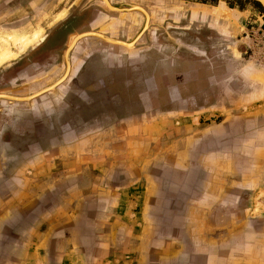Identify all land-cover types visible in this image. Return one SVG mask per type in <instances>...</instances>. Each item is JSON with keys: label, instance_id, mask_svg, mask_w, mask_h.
<instances>
[{"label": "crops", "instance_id": "crops-1", "mask_svg": "<svg viewBox=\"0 0 264 264\" xmlns=\"http://www.w3.org/2000/svg\"><path fill=\"white\" fill-rule=\"evenodd\" d=\"M7 4L2 31L12 22ZM238 4L233 15L244 16L246 8ZM40 5L41 0H30L25 11ZM72 6L88 10L90 19L68 32L65 42L89 30L130 41L144 23L139 12H109L101 0H76ZM29 20L24 16L21 26ZM243 32L239 40L232 33L222 37L214 27L196 29L176 49L166 37L151 38L147 31L143 42L156 49L163 42L164 52L173 46L167 63L172 65L176 54L180 78L194 88L186 91L180 83L179 111L195 113L198 124L203 121L200 126L176 121L181 136L163 137L160 151L151 135L146 141L139 136L142 130L155 134L158 127L137 117L138 108L108 122L101 112L93 120L72 118L60 130L61 141L54 140L47 151L35 138L21 136L22 130L16 134L22 146L8 133L20 111L62 109L58 99L77 80L82 102L106 109L97 94H88L87 88L97 84L106 102L116 103L113 86L119 76L107 71L106 56L118 49H103L108 42L97 37L82 39L72 51L79 52L78 68L92 55L99 57L91 65L86 62L80 77L84 83L78 76L72 82L77 75L71 77L73 65L69 77L52 90L29 100L0 98V264H264V57L249 52L253 47ZM142 38L120 52L138 56ZM43 42L35 46L40 57L30 62L19 58L17 67L0 72V93L26 96L57 79L50 80L45 69L60 56L55 52L61 46L43 52ZM162 122L171 130V120ZM192 126L193 133L188 131ZM173 141L177 146L171 147ZM158 159L168 167L156 168ZM175 165L185 178L193 174L194 188L180 189L187 199L179 200L178 212L157 215L151 210L159 189L156 171ZM138 206L141 210L132 212Z\"/></svg>", "mask_w": 264, "mask_h": 264}, {"label": "rangeland", "instance_id": "rangeland-1", "mask_svg": "<svg viewBox=\"0 0 264 264\" xmlns=\"http://www.w3.org/2000/svg\"><path fill=\"white\" fill-rule=\"evenodd\" d=\"M29 1L30 0H0V26L4 24L2 9H8V2H10V15L12 17V22L8 24L11 27L5 29L4 31L0 29V53H2L4 49L7 51V53L3 51V53H6L5 55L7 57L0 61V65L5 62L0 66V72L1 74H4L7 73L9 69L17 67L19 58L23 59L22 61L30 62V60L32 61L36 56L40 57V51L35 50V46L42 41H46L42 43L43 46L40 48L41 50L43 49V52L47 48L49 50V48H52L53 46H61L58 51L55 52L60 56L57 58V60H50L45 69L47 71L49 70L48 78L50 77V80L57 78L55 81H53L54 83L66 70L64 55L69 43L76 35L88 31L73 34L69 37V41L65 42L68 32H72L75 28L85 24V22L90 19V12H88V10H84L86 12L82 11L81 7L79 6L74 8L72 4L74 5L76 0H41L42 6L40 5V7H37V9H27L28 11L26 12L25 8L26 5L29 4ZM108 1L112 5L111 0ZM201 1L205 2L203 3ZM239 1L240 3L237 4L246 8V11H243L244 16L233 15V9H237L235 4ZM55 2L56 5L54 6ZM134 2L136 3L132 4L143 7L149 14L150 18L149 27L141 35L140 38L143 37L141 41L138 42V56H136V53L134 54L136 57H131L129 51L120 52L123 51L124 48L121 47L124 45H113L109 44L108 42L102 46L103 49H109L110 47H113V49L114 47L115 49H118L111 51L110 54L106 56V59L109 61L110 65L107 71L116 72L117 76H119L118 83L113 86L117 87L116 103L111 105L109 102H106L103 96L104 92H100L102 90L99 89L100 85L97 84L92 88L90 87V89L87 88L89 92L88 94L91 96L97 94L99 97L97 99H101V106L105 107L106 109H98L93 103L90 104L82 102L76 95L78 91L77 80L75 83H73V86L71 83V88L69 86L64 96L58 99L59 105L62 107V109L57 110L53 107L48 111L44 110L41 112L39 108L36 109L35 114L24 110L16 114V118L14 119L12 127L8 129V133L16 142H19L18 144H21L20 146H22L23 143L22 138L18 135H20L19 133L21 132L19 130H22L23 135L21 136L27 139L32 137L30 138L32 140L35 138V140L38 141V147L44 151H47L51 147L52 142L60 138V130L63 124H65L67 121H72V118H74L76 121L93 120L95 117H97V112H101L104 121L108 122L115 117L126 115V113L130 110L138 108L137 117L140 119L143 118L146 120L145 122L149 124L152 122L150 124L151 126L153 125L154 127H158L155 128V134H144V131L142 130L141 134L143 135H139L143 136L144 141H146L151 135L153 138L150 140L155 141V144L157 145V151L161 150L159 149L160 147H164V144L162 143L164 141L163 137H166V141H168L170 136L176 137L175 139L181 136L177 130V127L179 126L176 121L184 119V121H187V123L190 121V123L200 126L203 121L201 120L198 124L195 113L192 115L185 114L181 113V111L178 109L180 108L179 101L183 97L182 94L184 93V90H189L190 92V90L194 91V88L190 86V83H185L180 78L182 77L180 73L182 66L179 65L180 59L177 58L176 54L172 55L174 63L172 65L167 63L170 58L169 54H171L173 50V46L170 44L171 50L164 52L161 48L163 42H159L160 47L158 49L151 46L150 43L143 42L145 37L148 38V30L150 31L151 38L155 36L161 38L166 37L176 47V49L180 43H183L191 35L193 36L196 29L202 28L204 31H206V29L214 27V29H217L218 34L222 37L226 36L227 33H232L235 34L234 36L237 35L239 40L242 36L241 32L245 31L243 32V36H247L246 39L250 47H253L252 50L248 48L249 52L252 55L253 52H255L253 55L255 57H264V6L258 1L216 0L212 2L211 0H134ZM101 3L106 11H113L105 5L103 0H101ZM118 12L131 13L132 11ZM139 13L144 20V15L141 12ZM24 16L27 17V19L30 18V20L29 22L27 21V24H24L25 27H22L21 24L24 22ZM18 29L22 30L18 31ZM38 29L40 31L39 36L33 41L25 44L26 39L32 38V34ZM96 32L109 36L102 31ZM109 37L118 39L113 36ZM84 38L86 37L79 39L69 52L70 70L66 78L69 77L73 65L74 69L71 72V77L77 74L74 76L72 82H74L75 78L78 76L79 81L84 83L85 79L83 81L80 77L82 75L81 72L86 66V62L88 61L87 63H90L91 65V62L94 63L96 59H99V57H93L92 55V57H89L88 60L86 59V61H83L79 65V68L74 64L75 60L79 56V52L75 51L72 53V51L74 50L77 43H80ZM140 38H138L136 41H138ZM236 38L234 41L238 40ZM120 40L127 41L124 39ZM124 47L128 50L133 49L135 47V43L132 48L126 46ZM162 53L166 54V57H163ZM120 61L121 66L119 65ZM169 82L170 85H166V83ZM180 83L184 89H182L183 92L180 88ZM143 87H146L143 90V94H140L139 98H137V93H139ZM114 91L115 90L112 92ZM27 102L29 101L24 103ZM166 107L167 109L170 107L169 110H164ZM182 107L184 106L182 105ZM163 120L165 122L168 120L172 121V127L170 126L171 130L168 128V126L166 127L164 125L162 122ZM155 122L159 123L157 124ZM164 126V130H167L168 132H163ZM194 130L196 129L193 126L188 129V131H191L192 133ZM59 141H61V139H59ZM174 141L171 147L174 145L177 146ZM144 148H146V145ZM146 150L147 149H144V152H146ZM77 167L78 165L76 168ZM157 167L162 169L163 167L167 168L168 166L164 165L161 159H158L156 160V168ZM53 169L57 170L58 165L54 166L52 170ZM175 170H177V165L174 167L171 166L170 171H156L155 186H159V189L155 195V207L151 210H155L157 215H162L163 213L172 214V210H176L178 212V208H180L183 203V201L179 202V200L187 199V194L183 192L181 193L180 189L183 190L184 187H187V189H192V187L194 188L193 174L185 178L181 171ZM191 172L192 171H190L189 174ZM196 188L198 187L196 186ZM162 190H164V192H162ZM180 194H183V196H180ZM138 195L140 196L139 202L142 203V193ZM169 195L170 197H168ZM259 201L256 200V206L260 204ZM131 210L132 212H138L141 210V206L136 208L133 207ZM133 214L136 213H132V215ZM178 216L179 215H175V217Z\"/></svg>", "mask_w": 264, "mask_h": 264}, {"label": "bare ground", "instance_id": "bare-ground-1", "mask_svg": "<svg viewBox=\"0 0 264 264\" xmlns=\"http://www.w3.org/2000/svg\"><path fill=\"white\" fill-rule=\"evenodd\" d=\"M103 1H104L105 5H106L108 8H110V9H115V8L113 7V5H111L110 2H109L108 0H103ZM133 9H137L138 11H140V12L143 13V15H144V23H143V25L146 24L145 29H144L142 32H140V33L138 34V36L136 35L137 37H136L133 41H123V40H120V39H114V38H111V37H109V36H107V35H105V34H102V33L96 32V31L83 32V33H80V34H78V35H76V36L74 37V39L71 41L70 45L66 48V53H65V55L67 56L68 52H70V50L73 48V46L76 44V42H77L79 39H81V38L84 37L83 35H87V34H90V33H92V34H94V33H98V34H100L101 36L105 37L109 42H112V43H115V44H118V45H124V46H126V47L132 48V47L134 46V43L136 42V40H137L138 38H140L141 35L144 33V31L148 28L147 25L149 26V20H150V18H149V14L147 13V11H146L143 7H141V6H139V5H133L131 8H129V10H132V11H133ZM129 10H128V11H129ZM116 11H124V10H122V9H117ZM39 33H40L39 29L36 30V31H34V33L32 34L33 37L30 38V39H26L25 44H27V43L33 41L34 39H36V38L39 36ZM82 36H83V37H82ZM85 37H87V36H85ZM3 51H5V52L7 53V51H6L5 49H4ZM3 51H2V53H0V61L4 60V59L7 57V56L5 55L6 53H3ZM4 55H5V56H4ZM68 60H69V65L66 66V70L64 71V74L62 75V77H60V79H58L56 82L52 83L53 85H58L59 83H61L62 80H64V79L66 78V76H67V74H68V72H69V70H70V58H69V57H68ZM45 88H47V87H45ZM45 88H43V89H45ZM51 88H52V87H51ZM43 89H41V90L35 92L34 95L37 94V93H40V91L42 92ZM0 94H5V93H0ZM32 95H33V94H32Z\"/></svg>", "mask_w": 264, "mask_h": 264}, {"label": "water", "instance_id": "water-1", "mask_svg": "<svg viewBox=\"0 0 264 264\" xmlns=\"http://www.w3.org/2000/svg\"><path fill=\"white\" fill-rule=\"evenodd\" d=\"M255 1H258V2H260L263 6H264V0H255ZM113 5V7L115 8V9H110V10H113V11H116L117 9H122V10H124V11H128L129 10V8H131L134 4H132V3H127V2H122V3H118V4H112ZM133 10H136V11H138L137 9H133ZM129 11H132V10H129ZM140 12V11H139ZM142 13V12H141ZM143 14V13H142ZM145 26H146V24H144L140 29H139V31L136 33V35L138 36V34L140 33V32H142L144 29H145ZM147 27H149L148 25H147ZM84 37L85 36H94V37H97V38H100V39H102V40H104V41H107V42H109L105 37H103V36H101L100 34H98V33H94V34H92V33H90V34H87V35H83ZM82 36V37H83ZM137 36H135L134 37V39L137 37ZM134 39H132V40H130V41H133ZM109 43H112V42H109ZM113 44H115V43H113ZM70 56V53L68 52V54H67V56L66 55H64V63L66 64V66H68L69 65V60H68V57ZM65 80V79H64ZM64 80H62V82L64 81ZM60 84V83H59ZM57 85H53V84H50V85H48L47 86V88H45V89H43L42 90V92L40 91V93H37V94H31V95H26V96H16V95H10V94H0V98H6V99H11V100H29V99H31V98H33V97H36V96H38V95H40V94H42V93H44V92H47V91H49V90H52V89H54L55 87H56ZM52 87V88H51Z\"/></svg>", "mask_w": 264, "mask_h": 264}, {"label": "flooded vegetation", "instance_id": "flooded-vegetation-1", "mask_svg": "<svg viewBox=\"0 0 264 264\" xmlns=\"http://www.w3.org/2000/svg\"><path fill=\"white\" fill-rule=\"evenodd\" d=\"M211 1L214 2V1H216V0H211ZM201 2L204 3L205 1H201ZM236 3H240V1H239V2H236ZM73 39H74V38H73ZM73 39H72V40H73ZM70 43H71V42H70ZM70 43H69V45H70ZM69 45H68V46H69Z\"/></svg>", "mask_w": 264, "mask_h": 264}]
</instances>
